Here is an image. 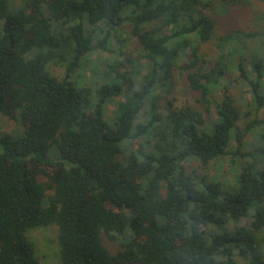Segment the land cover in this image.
Segmentation results:
<instances>
[{"label": "trees", "instance_id": "obj_1", "mask_svg": "<svg viewBox=\"0 0 264 264\" xmlns=\"http://www.w3.org/2000/svg\"><path fill=\"white\" fill-rule=\"evenodd\" d=\"M15 1L0 0V113L22 126L0 128V264H41L25 233L47 225L60 264H264V165L242 150L254 130L264 140V117L246 110L241 126L247 105L227 92L241 78L254 111L263 106L264 52L245 55V39L264 40V24L219 33L207 12L244 0ZM123 24L145 66L121 48ZM210 41L213 59L202 54ZM93 51L109 56L94 63ZM83 66L92 84L73 74ZM176 70L202 104L223 87L215 120L207 105H175ZM222 158L231 192L184 166Z\"/></svg>", "mask_w": 264, "mask_h": 264}, {"label": "rangeland", "instance_id": "obj_2", "mask_svg": "<svg viewBox=\"0 0 264 264\" xmlns=\"http://www.w3.org/2000/svg\"><path fill=\"white\" fill-rule=\"evenodd\" d=\"M19 0H16L15 3L18 4ZM208 13H213L217 19V32L224 33L233 29H242L245 31L251 30H259L262 29V25L264 24V7L259 5L254 0H244L241 4H229L227 2L216 1L211 8L207 10ZM120 35L123 38L121 48L125 51V53L135 61H138L139 64L143 66L146 65V58L142 56V48L138 44L136 38L131 35L130 27L128 25L120 26ZM245 42L247 47L245 49V55H248L249 49L253 52V54H257L256 51L261 50L264 52V40L257 36L255 38H246ZM202 54L207 59H213L215 57V52H213V42L203 43L202 46ZM248 48V49H247ZM109 53L93 51L87 54V58L94 63L101 58L108 57ZM249 56V55H248ZM134 64V63H133ZM93 64H90V66ZM86 66V65H85ZM81 67L76 73L73 74H83L86 76V83L92 84L90 81L91 76L89 75V68ZM94 66V65H93ZM135 66V65H133ZM128 69L132 68V65L127 66ZM47 70L56 75L57 77H62L64 75L63 68L53 64H47ZM88 76V77H87ZM238 72L235 70L232 73L228 74L226 80L237 78ZM135 77V75H134ZM79 84L83 82V79H78ZM264 89V87H263ZM223 87L218 90L213 91L206 97V103L202 104L197 100L198 92H194L189 89L188 81L185 77V73L179 70L175 71V79L172 88V92L170 96L175 99V105L177 107L183 106L187 103L194 105L195 107L200 108L204 111V106L207 105L210 111L209 118L211 120L216 119V112L214 107V101L221 99ZM232 97L237 100L242 98L244 103H246V107H242L240 109V119L239 124L244 126L245 120L243 118V113L246 110L252 109V113L248 116V119H253L254 115L258 118L264 117V101L263 106L254 111L255 107L253 106V101L251 99L250 93L247 91L246 87L242 83L241 78H237L236 80H232L230 83V88L227 91ZM118 99V98H117ZM113 105L108 104L105 107L106 116H112ZM147 108V104H146ZM158 115L162 117L164 115V111L162 109L158 110ZM139 119H142L139 118ZM138 119V120H139ZM137 121V120H136ZM0 128L3 131H6L12 135L18 134L22 132V126L16 120L6 115L0 113ZM17 137V136H14ZM244 151L251 150L253 151V157L257 160H262L264 165V140L261 138L260 130H254L252 133H248L243 138V147ZM49 156L54 158L55 151L51 150ZM229 158L218 159L217 161H211L207 165L202 163H197L192 161L184 162L185 169L191 170L192 168H196L197 173L206 172L205 179H211L214 182H219L220 188L223 190H227L228 186L224 184V182L228 178H234L232 168L229 166ZM238 163V162H237ZM196 165V166H195ZM236 167V166H235ZM223 170V173L221 172ZM220 171V173H219ZM224 181V182H223ZM227 182V181H226ZM229 191V190H227ZM231 192V191H229ZM126 211L130 210L126 208ZM26 236L33 241L35 246V254L38 257L41 264H60L59 259V246L57 243L56 235L57 229L55 225H47V226H33L25 233ZM260 238L264 237V229H262L258 233ZM105 245L112 251L116 252L119 249V240H111L104 237ZM263 250H264V242Z\"/></svg>", "mask_w": 264, "mask_h": 264}]
</instances>
